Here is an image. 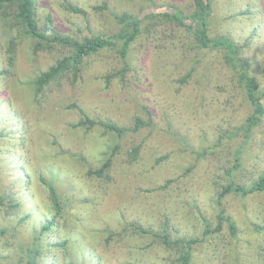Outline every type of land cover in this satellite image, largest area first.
<instances>
[{
	"label": "rangeland",
	"instance_id": "rangeland-1",
	"mask_svg": "<svg viewBox=\"0 0 264 264\" xmlns=\"http://www.w3.org/2000/svg\"><path fill=\"white\" fill-rule=\"evenodd\" d=\"M210 1L208 34L237 42L263 89L264 0ZM34 4L48 34L111 35L123 11L140 32L125 61L100 50L38 87L71 48L30 36L16 5L0 6V264H179L187 250L189 264H264V190L217 200L228 182L249 186L264 173V114L245 133L251 106L221 52L196 47L175 20L142 15L151 4L186 15L193 0ZM84 114L125 130L80 124ZM106 160L101 176L89 172ZM219 214L235 236L225 219L217 229Z\"/></svg>",
	"mask_w": 264,
	"mask_h": 264
},
{
	"label": "trees",
	"instance_id": "trees-1",
	"mask_svg": "<svg viewBox=\"0 0 264 264\" xmlns=\"http://www.w3.org/2000/svg\"><path fill=\"white\" fill-rule=\"evenodd\" d=\"M6 3H14L16 5L15 16L18 21L25 28V32L30 36L45 42H55L68 46L71 48V52L68 55L62 56L53 65H51L46 71L41 73L36 83L38 87H42L45 83L49 82L52 78L63 73L69 67H76L80 65L83 58L94 54L100 50L112 49L114 50L122 61H125L128 54L129 45L134 41L136 36L140 32V20L133 16L127 11L122 13H113L116 22L119 25L118 31L111 35L99 34L92 37H83L81 39L74 38L68 35H62L59 33L51 32L50 34L42 31L37 24L35 17V4L34 0H0V6ZM68 8L73 12H83L79 7L67 3ZM162 15L166 18L175 20L178 24L185 27L186 31L194 38L195 46L203 50H216L220 51L224 63L234 72L237 82L244 92V96L251 106V113L246 117L245 123L242 126V130L245 133L251 132L252 128L255 127L262 120L264 114V106L261 102V95L264 93V88L260 89L256 78L251 73V64L249 60L241 55V46L235 42L232 38L217 34L210 36L209 30V17L211 14V1L210 0H193V8L190 13L183 15L182 12L173 6H155L149 5L142 11V15ZM47 21L50 22V17L47 16ZM123 68H127L125 65ZM76 73V69L74 70ZM124 72L122 71V74ZM84 120L79 122L80 124H87L93 126L100 124L110 131L116 133H122L125 129L118 126L115 122L110 121H94L85 114L83 115ZM141 120L137 117L134 119V124L131 129L137 130L141 125ZM136 150V149H135ZM109 165V160L104 161L99 169L89 171L94 172L98 176H101L103 170ZM18 171V169H16ZM20 171V170H19ZM49 192L50 201L53 206L58 210L61 209L59 201L57 199L55 190L51 182L44 181L41 179ZM15 186L18 187L22 192L26 194L22 187L21 181L16 182ZM264 190V173L260 174L258 178L249 186L230 181L226 185L222 186L220 191L217 193V200L220 199L227 193L233 192L241 195H246L255 191ZM2 201V200H1ZM218 226L223 219L229 222L231 234H236V226L229 220L226 219L222 214L218 215ZM51 219L45 220L41 226V230L44 232L50 230L52 225ZM3 230H0L2 232ZM167 238V235H164ZM190 246V243L196 242L197 239L191 238L184 240ZM190 253L185 251L179 257V264H189ZM69 264H74L70 262Z\"/></svg>",
	"mask_w": 264,
	"mask_h": 264
}]
</instances>
